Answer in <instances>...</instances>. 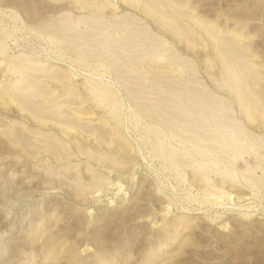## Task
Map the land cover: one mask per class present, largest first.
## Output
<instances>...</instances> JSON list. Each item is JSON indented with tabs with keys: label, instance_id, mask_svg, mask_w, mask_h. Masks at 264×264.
Here are the masks:
<instances>
[{
	"label": "rangeland",
	"instance_id": "1",
	"mask_svg": "<svg viewBox=\"0 0 264 264\" xmlns=\"http://www.w3.org/2000/svg\"><path fill=\"white\" fill-rule=\"evenodd\" d=\"M0 264H264V0H0Z\"/></svg>",
	"mask_w": 264,
	"mask_h": 264
}]
</instances>
